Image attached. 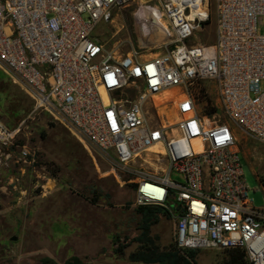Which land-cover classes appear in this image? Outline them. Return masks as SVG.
Returning <instances> with one entry per match:
<instances>
[{
	"label": "built area",
	"instance_id": "2783aa9c",
	"mask_svg": "<svg viewBox=\"0 0 264 264\" xmlns=\"http://www.w3.org/2000/svg\"><path fill=\"white\" fill-rule=\"evenodd\" d=\"M153 1L0 0V70L131 177L136 207L166 211L179 249L241 248L264 264V208L250 199L238 139L264 144V0H215L210 43L196 40L210 0H157L159 21ZM131 5L148 40L166 19L164 52L107 49L92 37ZM19 134L0 123V166Z\"/></svg>",
	"mask_w": 264,
	"mask_h": 264
},
{
	"label": "rangeland",
	"instance_id": "374dc122",
	"mask_svg": "<svg viewBox=\"0 0 264 264\" xmlns=\"http://www.w3.org/2000/svg\"><path fill=\"white\" fill-rule=\"evenodd\" d=\"M148 6L149 15L161 17L159 1ZM135 11V5L115 8L112 20L100 23L92 37L107 49L125 52L146 45L158 47L154 54L164 52V33L157 30L148 40ZM210 13L208 23L196 33L199 42L216 38L215 0H210ZM161 23L167 25L166 19ZM259 32L264 34V19ZM210 98L218 105L215 89ZM0 123L20 129L10 150L12 162L0 166V264H41L44 257L58 264L74 258L88 264H142L129 258L138 249L135 239L142 218L134 205L131 177L116 171L99 151L37 109L34 100L1 70ZM238 137L250 199L255 207L264 208V144L242 131ZM21 147L28 152L25 161L18 154ZM151 235L158 237L161 250L175 245L176 221L162 218ZM122 245L127 248L116 252ZM225 258L220 248L203 249L198 251L197 264H223Z\"/></svg>",
	"mask_w": 264,
	"mask_h": 264
},
{
	"label": "trees",
	"instance_id": "16d2710c",
	"mask_svg": "<svg viewBox=\"0 0 264 264\" xmlns=\"http://www.w3.org/2000/svg\"><path fill=\"white\" fill-rule=\"evenodd\" d=\"M208 23V22H207ZM206 23V24H207ZM205 24V25H206ZM216 109L211 108V112ZM138 213L142 216L140 223V233L135 239L138 249L129 256L130 261L142 264H197L199 250H182L176 245H172L163 250L158 245V237L151 235V229L159 224L162 218H170V215L162 208L138 207ZM127 245H122L116 252L122 253ZM226 255L223 264H251L246 252L241 248L222 249ZM41 264H58L49 257L41 259ZM65 264H88L79 258L67 261Z\"/></svg>",
	"mask_w": 264,
	"mask_h": 264
},
{
	"label": "bare ground",
	"instance_id": "6f19581e",
	"mask_svg": "<svg viewBox=\"0 0 264 264\" xmlns=\"http://www.w3.org/2000/svg\"><path fill=\"white\" fill-rule=\"evenodd\" d=\"M143 1H147V0H143ZM154 12V11H153ZM155 13V12H154ZM156 14V13H155ZM146 16L148 17V14H146ZM156 16V15H155ZM161 17H158L157 19H158V21H159V19H160ZM155 27H156V29H155V31L156 32H161L162 34L165 32V30H166V27L163 25V24H161L160 22L158 23V24H156L155 23ZM145 30V29H144ZM146 30H147V28H146ZM158 30V31H157ZM161 34V35H162ZM161 38V37H160ZM163 38V37H162Z\"/></svg>",
	"mask_w": 264,
	"mask_h": 264
},
{
	"label": "crops",
	"instance_id": "0c3cea01",
	"mask_svg": "<svg viewBox=\"0 0 264 264\" xmlns=\"http://www.w3.org/2000/svg\"><path fill=\"white\" fill-rule=\"evenodd\" d=\"M247 136V135H246ZM248 138H250L251 140H253V141H255L254 139H252L251 137H249V136H247ZM238 139H239V137H238ZM255 142H257V141H255ZM241 150V149H240ZM241 153H242V151H241Z\"/></svg>",
	"mask_w": 264,
	"mask_h": 264
}]
</instances>
